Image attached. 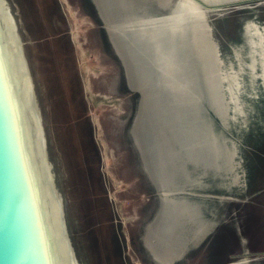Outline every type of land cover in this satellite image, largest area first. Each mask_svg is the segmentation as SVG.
Returning a JSON list of instances; mask_svg holds the SVG:
<instances>
[{"label":"water","instance_id":"obj_1","mask_svg":"<svg viewBox=\"0 0 264 264\" xmlns=\"http://www.w3.org/2000/svg\"><path fill=\"white\" fill-rule=\"evenodd\" d=\"M88 1L134 93L147 245L220 231L224 264H264V0ZM53 12L0 0V264H125Z\"/></svg>","mask_w":264,"mask_h":264},{"label":"rangeland","instance_id":"obj_2","mask_svg":"<svg viewBox=\"0 0 264 264\" xmlns=\"http://www.w3.org/2000/svg\"><path fill=\"white\" fill-rule=\"evenodd\" d=\"M82 2L85 3V0ZM56 3L64 19L68 20L69 17L75 27L78 47L72 40V33L61 34L73 59L98 168L124 262L169 264L188 249L181 254H162L147 245L143 237L147 223L156 212L158 195L130 136L129 125L135 109L134 93L124 80L121 62L109 41L103 40L105 45L99 39L95 41L103 45L105 54L100 58L98 45H94L93 39H87L88 32L100 37L92 26L102 25L90 4L86 2V7L79 11L78 0H69L67 10L60 1ZM67 11L69 15H65ZM86 14L91 21L85 17ZM79 55L82 59L77 57ZM194 246L171 264L224 262L227 242L222 232H211L198 246ZM151 252L158 260L152 257Z\"/></svg>","mask_w":264,"mask_h":264},{"label":"crops","instance_id":"obj_3","mask_svg":"<svg viewBox=\"0 0 264 264\" xmlns=\"http://www.w3.org/2000/svg\"><path fill=\"white\" fill-rule=\"evenodd\" d=\"M50 1V4H51V7H52V11H54L53 12V14H54V17H55V20H56V22H57V24H58V28L60 29V31H61V33L62 34H70V33H72L73 35H72V40L74 41V43H75V45H76V47H78V45H77V39L75 38V35H74V32H75V27H74V24L70 21V19H69V17H67L68 18V20H65L66 18L63 16L64 14H62L61 13V10H60V7L57 5V1H60V3L62 4V6H65L64 7V9L65 10H67L68 9V6L70 5L69 3H68V1L69 0H49ZM83 1V0H82ZM81 0H78V10L79 11H81V9H84L86 6H85V4H86V2H87V4H89V2L87 1V0H85V3L84 2H82ZM64 10V11H65ZM65 15H69V13H68V11H67V14H65ZM85 17L86 18H88V19H90V21H91V18L88 16V14H86L85 15ZM65 18V19H64ZM92 28H95V32H97V34H99V36L100 37H96V35H94L93 33H91V32H88V35H87V39L88 40H91L92 41V39H93V41L92 42H94V45H98L97 44V42L95 43V41L97 40L98 41V39H99V42L101 41L102 42V44L103 45H105V42H107L108 41V39H107V36H106V33H105V31H104V28H103V26L102 25H99V26H92ZM90 31V30H89ZM96 37V38H95ZM103 40H105V42H103ZM79 41V40H78ZM89 42V41H88ZM98 42V43H99ZM102 45V46H103ZM101 46V44H99L98 46H97V48H98V52H99V56H100V58H102V57H104V49H103V47ZM79 59H82L81 57H80V55L79 56H77ZM99 58V57H98ZM211 253H214V251H210ZM224 262L222 261V262H220V264H223Z\"/></svg>","mask_w":264,"mask_h":264},{"label":"bare ground","instance_id":"obj_4","mask_svg":"<svg viewBox=\"0 0 264 264\" xmlns=\"http://www.w3.org/2000/svg\"><path fill=\"white\" fill-rule=\"evenodd\" d=\"M134 146L136 147V149L138 150V148H137V144H136V142L134 141ZM142 162V161H141ZM143 164V163H142ZM143 167H144V165H143ZM145 169V168H144ZM145 171H146V169H145ZM147 172V171H146ZM147 175H148V177H149V179H150V181L152 182V184H153V186H154V188H155V184L153 183V181H152V179L150 178V176H149V173L147 172ZM155 190H156V188H155ZM157 192V191H156ZM148 224V223H147ZM212 232H214V231H212ZM209 233H211V232H208V233H206L205 234V236L201 239V241L198 243V245L204 240V238L206 237V235H208ZM198 245H196V246H198ZM196 246H194V247H196ZM191 249V248H190ZM189 250V249H188ZM187 250V251H188ZM186 251V252H187ZM186 252H184L182 255H180V256H177L176 258H174L169 264H171V263H173L175 260H177V258L179 259V258H181ZM151 254H152V257L155 259L156 257H154V254H153V252H151ZM157 259V258H156ZM155 259V260H156ZM158 260V259H157Z\"/></svg>","mask_w":264,"mask_h":264}]
</instances>
